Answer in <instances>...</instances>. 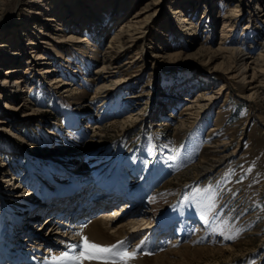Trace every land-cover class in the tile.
Listing matches in <instances>:
<instances>
[{
	"label": "rangeland",
	"instance_id": "obj_1",
	"mask_svg": "<svg viewBox=\"0 0 264 264\" xmlns=\"http://www.w3.org/2000/svg\"><path fill=\"white\" fill-rule=\"evenodd\" d=\"M86 1L74 0L81 8L84 3L88 8ZM128 1L110 19L96 14L100 28L93 22L88 42L65 40L54 47L59 53L44 44L28 45L21 57L3 63L2 68L17 65L14 73L25 81L19 87L5 84L7 75L0 70V247L7 245L15 224L24 221L31 205L26 198L52 197L50 180L59 177L65 184L81 176L87 190L88 182L109 188L114 179L122 180L121 197L128 202L119 221L150 212L148 222L159 237L151 242L154 232L149 233L144 245L142 237L135 243L134 236L125 237L124 251L148 255L167 248L164 264H264V86L248 96V71L238 77L211 71L220 60L214 49L223 35L226 46L252 47L249 53H260L264 62L259 42L264 31L259 3L264 0ZM3 2L0 39L16 48L24 0ZM43 7L40 18L51 11ZM176 7H183L184 15L170 12ZM230 8L235 14L222 27L221 17ZM136 11L142 12L133 17ZM66 14L80 41L85 34L82 24L73 23L76 12L69 8ZM39 21L30 18L21 27L26 31L21 47ZM119 23L137 29L138 42L117 55L121 72L105 78L107 90L97 91L100 81L88 78ZM45 29L50 35L61 32L53 21ZM39 54L44 58L34 59ZM197 69L206 76L197 75ZM128 73L133 75L126 79ZM204 87L221 92L202 111L196 106L185 110L188 99ZM16 178L18 188L12 186ZM107 208L98 207L91 216ZM139 224L134 220L133 229ZM47 227H38L41 236L53 238L54 227ZM179 247L180 252L172 251ZM22 257L11 264H23Z\"/></svg>",
	"mask_w": 264,
	"mask_h": 264
},
{
	"label": "bare ground",
	"instance_id": "obj_2",
	"mask_svg": "<svg viewBox=\"0 0 264 264\" xmlns=\"http://www.w3.org/2000/svg\"><path fill=\"white\" fill-rule=\"evenodd\" d=\"M174 1L185 4V2L188 0ZM2 2L3 0H0V5L2 4ZM128 2V0H87L86 4L88 3V8L85 3L81 8L80 4H78L79 2H74V0H24V6L20 8L21 22L17 27H15V29L17 30L20 29V45L23 43V38H26V31H22L21 27L27 22V20L31 18L33 20L42 21L37 22L36 24H34V26L31 27L30 31L32 32V34L29 35L24 47H21L19 44L16 45V48L10 47L9 43H7L6 41L1 42L0 39V70H4V73L7 75L4 78L5 84L8 83L10 85L12 84V86L19 87L25 81L24 75H20L19 78L16 77V74L14 72L17 69V65L10 63L9 66L2 68L3 63L7 61H13L19 56L21 57L20 51L23 50L22 48L27 50L28 45L32 48L39 46L42 47L44 44L46 50L49 51V49L51 48L54 50V52L59 53L60 51H57L54 47L56 46V44L58 46L61 45V43L65 40H71L75 42H88L89 39L86 38V35L91 34V30H94V23L98 25V29L100 28L99 24H97L98 20H96V14H99L101 12L106 13L107 18L110 19L113 15L115 16V14L118 13L115 12L116 10H122L124 7H126ZM41 5H44L45 8L51 7V11L46 14L44 13L42 18H40ZM168 7L171 6L168 5ZM34 8H36L37 10L35 11ZM69 8L73 9V11H75L78 16H74L75 20L73 21V23L82 24L84 29L85 35L84 37L82 36L80 41L77 40L79 38L77 35H75L76 33L72 32L75 31V28H72L73 26L68 25L72 23V21H69L70 19L67 18L68 15L66 14L69 11ZM259 8L263 15V18L259 21L261 23H264V1H261L259 3ZM88 9L91 10L87 11ZM142 11H136L133 17H137ZM170 12L180 13L181 15H184L183 7L171 8ZM231 14L235 13L230 8L225 14L222 15V27L230 25V22L228 21H231V17H229ZM185 16L181 17L182 21L187 20L188 17L186 18ZM47 21H53L56 27L60 28L61 32H55L50 35V32L46 31L45 29ZM131 26L132 25L129 23H121L117 30L115 29L114 32L109 36L106 46L103 47L102 51L100 52L101 63L100 65L95 67L93 72L94 75L88 78L89 80L96 79L97 81H100V83L95 87L97 91L107 90V88H109L108 85L110 84L104 82L105 78L112 77L113 74L121 72V65L116 60L117 55H123L125 52H128L129 49L133 47V45L136 46V43L138 42L136 35L137 29H133V27ZM103 28H101V32L103 31ZM65 31H67V33L63 34ZM95 34H100V31H96ZM223 34H225V32H223L222 35ZM225 37L226 35L222 36L219 44L214 49L217 52V59L220 60L212 65L211 71L222 70L230 77H238L242 74L243 71H248L250 74L247 77L250 78H245L244 80L245 82L248 81V84L246 86V89L248 90V96L256 95V91H260L262 86H264V62L260 61L261 54H250L249 48L252 47L246 49L245 46L239 44L237 46L231 47L226 46L224 44ZM241 38L242 40H244L246 37L242 36ZM261 38L262 40L259 42H261V46L264 49V31ZM10 39L6 40L9 42ZM223 52H225V54H222ZM41 58L44 57L39 54V56H36L34 59ZM134 59L135 58H131L128 62H130L131 64ZM24 62H26L27 67L30 66L29 61L25 60ZM128 67L129 66L127 65L124 68L127 69ZM124 68L123 73H125ZM48 71L49 69H41L42 73ZM132 75L133 74L128 73L126 79H129ZM197 75L206 76L200 69H197ZM27 84L28 83H26V85ZM221 86L223 87L224 85L222 84ZM12 92L13 88L11 87L8 94H6L10 95ZM220 92V89L217 91L214 89L209 90L207 87L201 88L199 92H197V95H195V97L188 99L189 103L186 104L185 110L196 106L199 108V111H202L204 108L212 104V102L216 99L217 95H219ZM1 96L2 94L0 93V97ZM130 119L131 117L128 116L124 120H122V122L129 121ZM108 173L109 172H107L106 174L108 175ZM56 178L58 179L50 180V184L52 187L48 188L52 193L50 194L52 197L36 195L33 196L30 200L29 198H26L28 203L31 205L28 204V209L23 212V217L25 218L24 221L22 220L20 224H15V226L13 227V233H11L10 237L7 239V245H5L4 247H0V264H4V258H7L9 264H11L10 260L14 258V260L17 261L19 260L20 255L23 256V264H53L54 258L60 257L65 251H68L71 255H76L79 253V251L82 250L78 248L76 252H72L69 247L72 244H80L81 235L88 237L89 241L95 242L102 246L116 245L117 250L120 251H124L123 249L126 241L124 240L125 237L129 238L131 236H134V243L138 242L142 237L140 239L143 242L142 245H144L145 239L149 233L154 232L151 242H154L155 240L153 239L159 237V235H157L158 233H156L157 231L155 232L154 226L148 222L149 216L151 214L147 210H141L140 212H138L137 216L139 217H131L129 219H126L124 222L119 221V219L124 215V212L127 211L124 206L127 205L126 202H128L121 197L122 195L120 191L123 187L122 180L114 179L112 181V186H108L109 188H99L97 185V181H93L92 184L88 182L87 190L86 187H84L87 182L81 176L78 178L74 177V181H72V183L67 182L65 184L59 181V177ZM61 183L63 185H61ZM12 186H15L14 188H18L19 183H17V178L14 179ZM89 191L91 193H89ZM87 193H89V195L86 197L87 200H84V202H82L80 199H82L83 197L85 198L84 194L87 195ZM20 195L22 194L20 193L17 196ZM34 206H37V208L40 207V210L37 209V211L32 209ZM98 207H108V210L103 209L99 211V214L97 216H91V213L97 210ZM129 210L132 211L133 208ZM51 212L55 213L51 215ZM60 212H64L63 216L65 217L63 218V220V216L61 217L56 215V213ZM58 217L61 219H58ZM20 218L21 217L17 216V218L15 219L19 220ZM137 219L139 220L140 224L136 229H133V221ZM59 222H61V225L55 226V224ZM49 225H51V227H54L52 228L54 231H50L49 234L55 233L53 235L55 238H44L43 236H41V230L38 227L41 226L42 228H48L47 226ZM14 230H16L15 233ZM22 236H24L23 239H21ZM121 241L124 242L122 246L120 244ZM25 244L29 247L27 248ZM43 244H47L45 247V251H43L42 254L37 253V249H40L41 245ZM172 251H174V253H178L181 251V247L173 248ZM167 252V248L159 251L158 253L148 255L135 254L134 252H130L134 253L135 255L133 259L127 260L126 264H164L166 262L164 256ZM43 253H45L46 255ZM8 261H5V264H7ZM58 264H76V262L63 261L58 262ZM82 264H101V262L95 260H83ZM118 264H125V262L118 261Z\"/></svg>",
	"mask_w": 264,
	"mask_h": 264
},
{
	"label": "snow or ice",
	"instance_id": "obj_3",
	"mask_svg": "<svg viewBox=\"0 0 264 264\" xmlns=\"http://www.w3.org/2000/svg\"><path fill=\"white\" fill-rule=\"evenodd\" d=\"M123 243V241L120 242L121 246ZM69 247L72 252H76L78 248L82 250L76 255H71L68 251H65L60 257L54 258L53 264L63 261H75L76 264H82L83 260H95L101 262V264H118V261H124L126 264V261L133 259L135 255L128 251L117 250L116 245L102 246L91 242L88 237L82 235L80 244H72Z\"/></svg>",
	"mask_w": 264,
	"mask_h": 264
}]
</instances>
